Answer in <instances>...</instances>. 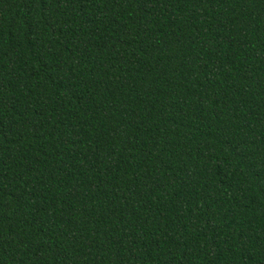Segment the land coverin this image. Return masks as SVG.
Returning <instances> with one entry per match:
<instances>
[{
  "label": "trees",
  "instance_id": "trees-1",
  "mask_svg": "<svg viewBox=\"0 0 264 264\" xmlns=\"http://www.w3.org/2000/svg\"><path fill=\"white\" fill-rule=\"evenodd\" d=\"M0 264H264V0H0Z\"/></svg>",
  "mask_w": 264,
  "mask_h": 264
}]
</instances>
